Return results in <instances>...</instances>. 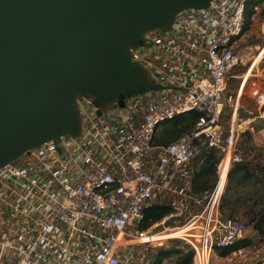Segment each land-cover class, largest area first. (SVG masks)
I'll list each match as a JSON object with an SVG mask.
<instances>
[{
    "label": "built area",
    "instance_id": "built-area-1",
    "mask_svg": "<svg viewBox=\"0 0 264 264\" xmlns=\"http://www.w3.org/2000/svg\"><path fill=\"white\" fill-rule=\"evenodd\" d=\"M251 1L212 0L147 31L143 44L129 48L155 88L123 106H97L94 94L82 93L75 102L78 136L44 142L0 166V264H150L161 249L192 250V264H211L215 250L246 237L245 223L221 210L227 180L219 182L240 160V132L257 119L264 123L263 91L255 92L256 113L240 120L241 93L228 88L246 63L238 44ZM191 112L198 118L189 131L170 143L155 141L160 126ZM204 148L221 156L219 177L199 192L194 178ZM155 205L169 212L145 226ZM182 228L188 230L164 237Z\"/></svg>",
    "mask_w": 264,
    "mask_h": 264
},
{
    "label": "water",
    "instance_id": "water-1",
    "mask_svg": "<svg viewBox=\"0 0 264 264\" xmlns=\"http://www.w3.org/2000/svg\"><path fill=\"white\" fill-rule=\"evenodd\" d=\"M210 1L0 0V166L44 142L78 136L82 93L94 94L97 106H123L155 88L132 62L130 45Z\"/></svg>",
    "mask_w": 264,
    "mask_h": 264
},
{
    "label": "trees",
    "instance_id": "trees-1",
    "mask_svg": "<svg viewBox=\"0 0 264 264\" xmlns=\"http://www.w3.org/2000/svg\"><path fill=\"white\" fill-rule=\"evenodd\" d=\"M260 4H264V0H252L250 2V5L247 7L245 30L249 27L251 19L257 13L255 7ZM197 118L198 114L195 112L176 116L175 118L162 125V134L158 139H155V141L157 143H170L176 140L194 126ZM243 136H245L248 140H251L253 138V133L250 130H246L244 131ZM200 159L202 160V162L199 164L194 178V189L199 192L209 190L217 183L218 176L216 164L218 161H220V156H217L213 149H206L205 151H203L202 158ZM235 174L239 175L238 177L236 176L239 184L252 178L255 181H264V177H262L264 175V167L254 166L252 162L244 159L233 163V167L230 169L228 177L230 176V178L233 179ZM229 190L230 186H227V189L224 191V194L222 196V206L226 207L225 209L230 211L228 215L231 216L236 211V209L241 207V209L244 210V217L246 218L248 224L254 227L257 234L264 236V204H262V202H256L254 196H250V198H248L247 200L245 199L241 203H234L238 204V206L230 207V202L227 195ZM262 198V201H264V196ZM222 211L224 213H227V211ZM168 212L169 208L164 205H155L147 209L146 222L144 225L148 226L153 221L160 219ZM250 244V240L241 239L229 248L222 249L220 253L222 255H226L235 249L246 247ZM173 253L178 254V264H192V250L161 249L159 250L158 255L169 256Z\"/></svg>",
    "mask_w": 264,
    "mask_h": 264
},
{
    "label": "rangeland",
    "instance_id": "rangeland-1",
    "mask_svg": "<svg viewBox=\"0 0 264 264\" xmlns=\"http://www.w3.org/2000/svg\"><path fill=\"white\" fill-rule=\"evenodd\" d=\"M264 20V4H260L257 13L253 16L251 19V23L249 24V27L245 30L243 41H242V50L246 52H251V57H246V63L242 66H239L233 73H241L244 72L247 67L251 64L253 61L252 59L257 58L259 60V66L260 69L264 67V33L262 31L261 25ZM253 55V56H252ZM251 75V72H248V75L246 74V78H249ZM239 78L231 77L229 80V90L234 92L236 88L238 87V81ZM252 94V93H251ZM255 96V95H254ZM125 103V101H124ZM98 113H101L99 110ZM232 119V108L230 106H227L223 112V122L226 126V129L228 130L231 125ZM253 133V138L248 140L245 136H243L244 131L240 132V135L237 140L236 144V152L238 156L241 159L247 160L249 162H252L254 166L264 167V123L257 119L253 124V129H249ZM162 126H160L156 132L155 139H158L161 136ZM246 131V130H245ZM206 148H204L201 152V154L197 158V168L199 164L202 162L200 158H202L203 151H205ZM215 154L217 156H220L216 150ZM221 159V156H220ZM239 160V161H240ZM219 162V161H218ZM218 162L216 164V170H217V176L218 174ZM233 167V164L231 165V168ZM230 168V169H231ZM239 175H234V178H230V176L227 178V184L225 187V190L227 189V186H230V190L228 192V200L230 202V207H236L238 204L234 203H241L245 199L247 200L250 198V196H254L256 202L264 204V201H262V197L264 196V181H255L253 178L248 179L247 181H243L241 184L238 183L237 177ZM264 177V175L262 176ZM218 179V178H217ZM249 202V201H247ZM229 207V208H230ZM226 207L222 206L221 201V209L225 212L227 211V214H229V210L225 209ZM223 212V211H222ZM239 220H242L246 225V237L244 239L250 240L251 244L250 249L253 248L259 249L260 254L264 256V236L257 234L254 227L250 224H248L246 218L244 217V210L239 207L236 209V211L231 215ZM158 250H155L151 255V263L150 264H178V254L173 253L169 256H159Z\"/></svg>",
    "mask_w": 264,
    "mask_h": 264
},
{
    "label": "crops",
    "instance_id": "crops-1",
    "mask_svg": "<svg viewBox=\"0 0 264 264\" xmlns=\"http://www.w3.org/2000/svg\"><path fill=\"white\" fill-rule=\"evenodd\" d=\"M243 37L244 35L239 40V49L249 58L252 53L248 52L245 54L246 52H244L241 47ZM255 59H252L254 62L252 61L244 72L234 74L233 76L240 79L239 81L237 80L239 85L234 91V93H239V91L241 93L240 108L237 114V118L240 120L249 119L256 113L257 104L254 96L255 92L256 90L264 92V67L260 69V61ZM248 72H251V75L249 78H246ZM249 249L250 246L241 247L226 255L220 253L222 249H217L214 254H212L211 264H264V256L260 254L259 249Z\"/></svg>",
    "mask_w": 264,
    "mask_h": 264
},
{
    "label": "bare ground",
    "instance_id": "bare-ground-1",
    "mask_svg": "<svg viewBox=\"0 0 264 264\" xmlns=\"http://www.w3.org/2000/svg\"><path fill=\"white\" fill-rule=\"evenodd\" d=\"M226 168H225L224 172L221 173L219 185L226 184V180H227V178H226ZM187 230L188 229H186V228H182L180 230L172 231V233H169V235H164V237H168V236H180V235L184 234L183 232H185Z\"/></svg>",
    "mask_w": 264,
    "mask_h": 264
},
{
    "label": "flooded vegetation",
    "instance_id": "flooded-vegetation-1",
    "mask_svg": "<svg viewBox=\"0 0 264 264\" xmlns=\"http://www.w3.org/2000/svg\"><path fill=\"white\" fill-rule=\"evenodd\" d=\"M143 89L144 90V87H141L140 90Z\"/></svg>",
    "mask_w": 264,
    "mask_h": 264
}]
</instances>
